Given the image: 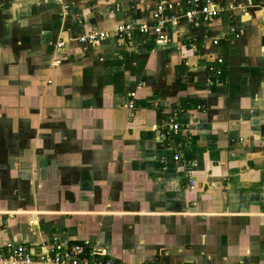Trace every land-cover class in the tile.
<instances>
[{"label": "crops", "instance_id": "1", "mask_svg": "<svg viewBox=\"0 0 264 264\" xmlns=\"http://www.w3.org/2000/svg\"><path fill=\"white\" fill-rule=\"evenodd\" d=\"M0 1L9 11L8 36L29 40L28 52L35 56L30 70L35 81L43 77L45 92L58 101L66 97L67 108L89 120L92 132L102 124L139 139L145 171L136 180L150 188L126 193L139 200L127 206L132 215L146 220L150 213L181 214L177 228L157 222L141 236L131 231L133 217L115 229L101 219H76L67 228L65 217L55 225L53 220L39 224L35 217L19 234L16 223L10 224L17 216L6 221L10 216L0 207V243L35 247L54 237L84 238L119 263L264 264V12L254 7L264 0H211L241 10L221 11L209 22L184 17L186 0H165L164 15L174 20L163 28L168 41L137 35L132 46H119L111 30L152 25L161 0ZM91 31L108 35L94 46L75 40ZM41 54L44 67L37 61ZM131 92L135 106L130 110ZM175 111L180 129L161 145L157 126ZM173 154L179 156L177 165ZM98 182L93 194L85 190L90 198H100ZM168 198L173 202L165 206ZM116 208L98 206L100 215L118 214ZM149 228L155 235L152 249L145 246ZM177 245L187 254L182 256Z\"/></svg>", "mask_w": 264, "mask_h": 264}, {"label": "rangeland", "instance_id": "2", "mask_svg": "<svg viewBox=\"0 0 264 264\" xmlns=\"http://www.w3.org/2000/svg\"><path fill=\"white\" fill-rule=\"evenodd\" d=\"M5 5L6 1H0V207L10 216L5 220L17 216L10 224L16 223L19 234L35 217L39 224L53 220L54 225L65 217L69 223L67 228L73 226L76 219L86 218L89 223L101 219L102 224H111L114 229L133 217L131 231L138 236L145 233L148 225L153 224L155 228L157 222L173 224L177 228L181 216L178 210L164 215L150 213L144 215L146 220L133 216L134 213L128 210L131 207L127 206L135 205L139 200L127 198L126 193L150 188L136 180L138 173L145 171L140 161L144 153L139 139L133 135L127 137L119 127L112 129L102 124L96 126L97 133L92 132L93 125L87 124L89 120L67 108L66 97L58 101V97L53 99V95L45 92L43 77L41 82L35 81V73L30 70V60L35 56L28 52L29 40L15 41L8 36L11 32L6 28V20L10 18L6 17L9 11L6 12ZM37 56L39 65L44 67V54ZM36 96L39 98L37 103ZM94 145H98L96 150ZM125 159L133 161L124 163L128 162ZM82 172H88L89 176L82 178ZM86 178L89 180L84 186L81 181ZM90 178L95 180L92 182ZM97 179L100 198H90L86 191L92 194L97 191ZM169 199L172 198L164 200L165 206L173 202ZM144 203L152 207L151 200H144ZM101 205L118 207V214L101 211L100 215L98 206ZM139 205L143 207V203ZM35 222L38 224L37 219ZM181 230V235L186 236V229ZM149 233L153 230L147 231L145 246H152V249L155 235ZM177 246H180L182 256L187 254V248Z\"/></svg>", "mask_w": 264, "mask_h": 264}, {"label": "built area", "instance_id": "3", "mask_svg": "<svg viewBox=\"0 0 264 264\" xmlns=\"http://www.w3.org/2000/svg\"><path fill=\"white\" fill-rule=\"evenodd\" d=\"M263 2V1H262ZM166 1L161 0L152 12L154 23L152 25L132 26L129 24L118 25L111 30L112 35L118 42V45L132 46L134 38L144 35L153 36L158 43L168 41L163 28L167 22L174 21L164 15ZM183 16L193 21L209 22L212 21L221 11L240 9L238 6L229 4L221 7L211 0H186L184 2ZM264 12V4L254 6ZM66 9V7H64ZM242 32L239 31L235 36L239 37ZM108 35L104 31H91L81 34L76 38L79 43L84 45H97L100 40ZM213 44L217 41L213 40ZM62 43L58 44L60 47ZM220 63L221 60H218ZM135 92L129 94L130 101L127 104L128 109L134 108L133 98ZM157 142L165 144L169 139L176 135L180 129L177 123V112H173L170 118L161 122L158 126ZM264 139V138H263ZM172 161L178 164V154L172 155ZM190 187L193 181L188 177ZM0 264H124L107 257L105 253L98 250L88 239L60 241L57 237L52 238L48 243L42 242L37 246H31L24 243L3 242L0 243ZM127 264H157V263H127Z\"/></svg>", "mask_w": 264, "mask_h": 264}]
</instances>
